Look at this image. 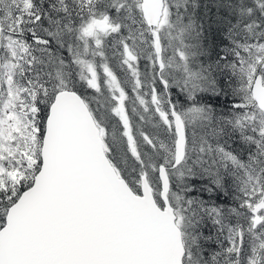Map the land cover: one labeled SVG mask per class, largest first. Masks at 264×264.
Masks as SVG:
<instances>
[{
    "label": "snow or ice",
    "instance_id": "snow-or-ice-1",
    "mask_svg": "<svg viewBox=\"0 0 264 264\" xmlns=\"http://www.w3.org/2000/svg\"><path fill=\"white\" fill-rule=\"evenodd\" d=\"M0 264H264V0H0Z\"/></svg>",
    "mask_w": 264,
    "mask_h": 264
},
{
    "label": "trees",
    "instance_id": "trees-1",
    "mask_svg": "<svg viewBox=\"0 0 264 264\" xmlns=\"http://www.w3.org/2000/svg\"><path fill=\"white\" fill-rule=\"evenodd\" d=\"M202 3H203V0H202ZM213 11H215V9H213ZM141 64H142V62H141ZM142 67H144V65H142ZM141 69L143 70V68H141ZM221 85L222 86L224 85L223 79L221 80ZM177 94H178V90L174 89L172 99L179 102L180 97L182 98V96H179ZM232 99L233 98L231 97V95H229L228 97L221 96L218 100L212 98L211 102L216 107L217 112L227 113L229 102ZM228 146H229L230 150L236 149L239 151L241 149V145H240L237 138H233L232 140H229ZM190 183L194 184L195 188H196V191L189 193L190 196L203 198L209 204H215L216 206H228V205H231L233 203L232 195H231L232 194V184L230 181L225 185V188L227 190L228 195H225L224 193L220 192L219 190H214L212 193H209L205 188V186L208 185L207 180H204V181L194 180V181H191ZM202 188H205V190L201 191Z\"/></svg>",
    "mask_w": 264,
    "mask_h": 264
},
{
    "label": "rangeland",
    "instance_id": "rangeland-1",
    "mask_svg": "<svg viewBox=\"0 0 264 264\" xmlns=\"http://www.w3.org/2000/svg\"><path fill=\"white\" fill-rule=\"evenodd\" d=\"M141 62H142V64H141V68H143L142 65H144V62H143V61H141ZM141 70H142V69H141ZM142 71H143V70H142ZM175 90H176V89H175ZM177 95H178V94H177ZM182 101H183V97H182V98L180 97V101H179V102H182Z\"/></svg>",
    "mask_w": 264,
    "mask_h": 264
}]
</instances>
